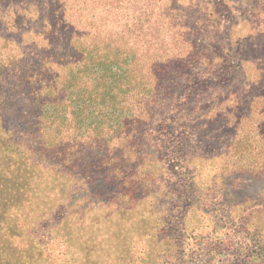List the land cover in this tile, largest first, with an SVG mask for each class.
Returning a JSON list of instances; mask_svg holds the SVG:
<instances>
[{
  "label": "rangeland",
  "instance_id": "rangeland-1",
  "mask_svg": "<svg viewBox=\"0 0 264 264\" xmlns=\"http://www.w3.org/2000/svg\"><path fill=\"white\" fill-rule=\"evenodd\" d=\"M0 264H264V0H0Z\"/></svg>",
  "mask_w": 264,
  "mask_h": 264
},
{
  "label": "trees",
  "instance_id": "trees-1",
  "mask_svg": "<svg viewBox=\"0 0 264 264\" xmlns=\"http://www.w3.org/2000/svg\"><path fill=\"white\" fill-rule=\"evenodd\" d=\"M115 51L119 52V49L118 50L113 49V44L111 42L107 43L106 47L103 49H101V46L97 44L91 49L88 48V49L81 50L80 51L81 53L79 55H82V58L77 59V63H76V67H77L76 70H78L77 78L81 74V70L88 72L89 73L88 75H93V76L103 75V80L100 81L102 82V85L100 86H103L104 87L103 91L106 90L107 93H110L111 91H114V90L118 91L119 87L126 86L127 82H125L126 80L125 77L127 74L123 73L122 71L126 68L128 69L129 66L123 63L121 65L118 64L121 61L115 59V57L111 54L112 52H115ZM116 65L118 68H115ZM76 80L72 82V81H69V77H68V80H65V77L62 78L61 83H60L61 91H63V93H66V94H68V92L73 94L72 92L75 89L80 88L78 85L82 84ZM41 90L46 91V92L49 91L51 93V99H46V100L58 101V103H61L62 101H64L60 97H56L58 99H55L52 94L56 90L51 89L50 86L47 84H44ZM61 91L60 92L58 91V92L61 93ZM38 98L40 100V95H38ZM41 102L42 101H40V103ZM37 103H39V101ZM77 103L78 105L82 103L84 106L87 104H90V107L95 108V113L97 114H99L98 112L100 109H104L100 107V106H103L100 94L94 95L92 97H88V99L85 98L83 101L79 100L77 101ZM59 114H60V118H62L64 113L60 112ZM57 124L60 125V123H57ZM256 246L260 247L261 244H258V245L256 244Z\"/></svg>",
  "mask_w": 264,
  "mask_h": 264
}]
</instances>
